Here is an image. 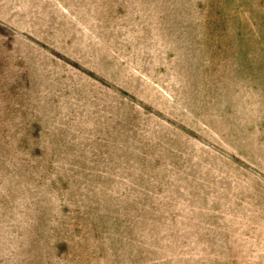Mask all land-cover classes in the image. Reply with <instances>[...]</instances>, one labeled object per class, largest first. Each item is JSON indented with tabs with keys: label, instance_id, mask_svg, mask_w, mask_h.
<instances>
[{
	"label": "rangeland",
	"instance_id": "1",
	"mask_svg": "<svg viewBox=\"0 0 264 264\" xmlns=\"http://www.w3.org/2000/svg\"><path fill=\"white\" fill-rule=\"evenodd\" d=\"M0 264H264V0H0Z\"/></svg>",
	"mask_w": 264,
	"mask_h": 264
}]
</instances>
